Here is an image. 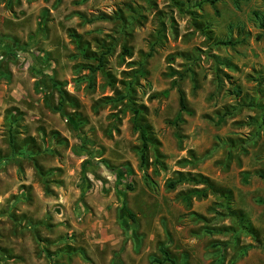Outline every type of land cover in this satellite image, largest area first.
I'll return each instance as SVG.
<instances>
[{"label": "rangeland", "instance_id": "obj_1", "mask_svg": "<svg viewBox=\"0 0 264 264\" xmlns=\"http://www.w3.org/2000/svg\"><path fill=\"white\" fill-rule=\"evenodd\" d=\"M203 1L0 0V264H264V0Z\"/></svg>", "mask_w": 264, "mask_h": 264}, {"label": "trees", "instance_id": "obj_2", "mask_svg": "<svg viewBox=\"0 0 264 264\" xmlns=\"http://www.w3.org/2000/svg\"><path fill=\"white\" fill-rule=\"evenodd\" d=\"M232 3L234 4L235 8L240 10L242 5L246 2H248L249 0H231ZM215 0H204L203 3H211V4H215ZM254 16L255 19L257 20L258 24H259V28L263 31V35H264V16L258 12H254ZM262 35H260L259 37H261ZM223 45L226 46H233L234 42H224L222 43ZM108 53H101L98 56H95V61L97 62V65L95 67H90V71L92 73H96L99 71H102L106 65H107V61H106V56ZM185 111H187V104H186V98L185 95L182 91H180V112L179 115L176 117V122H178L181 119V114L184 113ZM139 115H140V111L135 110L134 111V126L135 129L139 132L140 134V141H141V148H140V158H141V164L144 166L147 163V153L149 150V145L152 144V141L150 139V137L148 136V133L150 132V129L148 128V126L146 124H142L141 121L139 120ZM189 182H193V183H197V184H204L206 186H211L210 182L208 179H204V178H200V179H196L193 177H189V179H187ZM185 181L184 178L179 179L178 181H175L174 183L171 184V187L173 188L176 184H180L183 183ZM192 196L195 197H203L205 198L207 195L203 190H199V189H195L194 191H192L191 193H189L188 195V199ZM129 218L134 221L133 216L131 215V213H128ZM240 224L243 228L245 229H249V226L247 224H245L242 220L240 221ZM161 259H157L156 262L158 264H177V261L174 257H172L170 255V253L165 249L162 248L161 249Z\"/></svg>", "mask_w": 264, "mask_h": 264}]
</instances>
